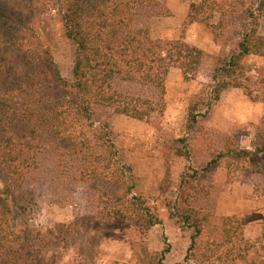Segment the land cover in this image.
Masks as SVG:
<instances>
[{"label":"trees","instance_id":"16d2710c","mask_svg":"<svg viewBox=\"0 0 264 264\" xmlns=\"http://www.w3.org/2000/svg\"><path fill=\"white\" fill-rule=\"evenodd\" d=\"M159 4L158 0H0V264H37L47 247L50 237L30 227L22 229L16 213L27 206L22 197L27 196L22 190L25 179L49 150L85 164L82 178L99 185L106 218L126 220L139 233L142 264H166L172 252L167 240L162 250L152 251L146 245L148 234L163 224L159 208L136 194L133 168L123 159L109 124L97 125L94 120L96 106L139 121L163 113L151 100L121 92L117 81L164 88L173 68L186 81L199 75L203 50L184 39H154L137 27L140 12ZM240 5L195 0L189 8L186 24H205L217 39L222 35L218 32L237 18L243 21L236 51L215 73L208 108L231 88L249 90L244 83L249 80L245 60L264 56V36L259 33L264 0H249L245 8ZM49 11L61 18L64 34L75 48L70 80L63 78L42 43ZM216 15L220 20L214 24ZM259 84L264 102V74ZM201 108L202 104L189 107L187 133L172 144L175 155L190 164L181 177V196L166 203L170 219L188 242L184 264H264L260 253L264 232L257 240L247 239L236 217L224 218L220 229L210 214L192 204V196L202 191L204 199L210 197L209 179L226 160L264 175V132L257 135L253 149L227 146L204 167L194 168L191 142L201 138L200 119L206 117Z\"/></svg>","mask_w":264,"mask_h":264},{"label":"rangeland","instance_id":"374dc122","mask_svg":"<svg viewBox=\"0 0 264 264\" xmlns=\"http://www.w3.org/2000/svg\"><path fill=\"white\" fill-rule=\"evenodd\" d=\"M158 1V6L140 12L137 27L148 30L154 39H184L203 50L199 75L186 81L182 72L173 68L164 88L117 81L121 92L149 99L163 113L157 112L149 120L139 121L117 114L112 108L96 106L94 120L97 125L109 124L123 159L133 168L136 194L159 208L163 224L148 234L146 245L152 251L162 250L167 240L172 252L166 264H184L188 242L176 222L170 219L166 203L181 196V177L190 164L172 151L173 141L187 133L189 107L202 104L200 113L206 117L200 119L201 138L191 142L192 167H204L227 146L253 149L257 135L261 130L264 132L263 86L259 84L264 74V56L245 60L249 80L244 83L252 96L249 90L231 88L208 108L215 73L236 51L243 21L237 18L232 26L218 32L222 35L217 39L205 24H186L190 5L195 0ZM229 1L234 4L239 1L244 8L249 2ZM219 17L215 16L214 24L219 23ZM45 20L42 43L50 49L63 78L70 80L74 45L66 38L61 18L55 12L49 11ZM259 33L264 36V18L260 21ZM232 163L226 160L212 173L210 197L204 199L202 191L192 196V204L210 214L220 229L224 218L236 217L247 239L254 241L264 232V175L245 171L242 164L233 166ZM84 170L83 162L65 159L59 152L49 150L25 179L22 190L27 196L22 197L27 206L16 213L18 225L50 237L47 247L39 253L37 264H142V244L136 228L126 220L106 218L99 185L84 181ZM29 193L35 198L33 206H29ZM260 253L264 256L263 250Z\"/></svg>","mask_w":264,"mask_h":264}]
</instances>
